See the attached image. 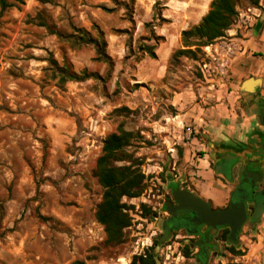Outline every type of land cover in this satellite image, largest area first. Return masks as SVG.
<instances>
[{
  "label": "rangeland",
  "instance_id": "1",
  "mask_svg": "<svg viewBox=\"0 0 264 264\" xmlns=\"http://www.w3.org/2000/svg\"><path fill=\"white\" fill-rule=\"evenodd\" d=\"M6 2L5 11L0 6V264H133L149 252L156 264H201L185 233L160 242L172 188L194 189L209 154L206 125L194 116L176 119L171 100L178 95L189 111L197 106L196 115L209 107L216 84L203 67L211 59L206 47L232 43L229 30L260 5L242 1L225 36L190 56L175 55L186 49L182 32L199 25L212 0ZM79 30L100 46L76 44ZM176 36L179 47L167 65L159 64V48ZM65 64L94 76L62 84L58 69ZM163 69L165 76L153 79ZM121 129L133 134L125 150L131 158L114 165L139 170L144 188L138 197H123L131 224L122 243L108 245L96 218L104 193L97 161L104 141ZM225 231L209 264H242L236 252L245 254L246 244L259 239L255 228L247 224L237 246L223 238Z\"/></svg>",
  "mask_w": 264,
  "mask_h": 264
},
{
  "label": "crops",
  "instance_id": "2",
  "mask_svg": "<svg viewBox=\"0 0 264 264\" xmlns=\"http://www.w3.org/2000/svg\"><path fill=\"white\" fill-rule=\"evenodd\" d=\"M259 5L252 7L248 24L240 22L236 28L229 30L234 54L227 74L211 78L216 85L210 86L209 107L196 115L197 106L189 111L178 95L171 100V104L179 110L176 119L194 116L196 121L206 125L209 154L201 160V179L191 191L215 209H224L233 192L232 186L225 182L223 173L215 166L216 156L234 154L236 158H248L258 153L257 158H260L261 154L264 155V0ZM239 31L241 35L236 37ZM178 47V36L167 39L159 48V64L167 65ZM156 75L164 77L165 69L153 71V79ZM249 79L256 82L252 91H244L243 83ZM255 230L259 239L246 244L248 250L239 258L242 264H264V213Z\"/></svg>",
  "mask_w": 264,
  "mask_h": 264
},
{
  "label": "trees",
  "instance_id": "3",
  "mask_svg": "<svg viewBox=\"0 0 264 264\" xmlns=\"http://www.w3.org/2000/svg\"><path fill=\"white\" fill-rule=\"evenodd\" d=\"M244 0H212L210 10L202 18L198 26L182 32V41L186 49L178 50L175 55H190L196 56L201 53V48L212 44L214 41L225 36L226 32L231 29L238 15L237 7ZM254 5L259 4V0H250ZM49 2V1H47ZM1 10L5 11L10 5L6 0H0ZM41 26L48 29L49 25L42 19ZM81 35L75 39L76 44L82 43H99L93 39L85 31L79 30ZM195 47V50L192 48ZM102 52V51H101ZM146 52L152 58H156L154 47H146ZM103 53H100L99 57ZM51 66L59 68L58 63L53 59H49ZM60 72L59 80L62 84L68 81H85L93 74H77L70 69L69 65L58 69ZM133 134L124 130H119L117 133L111 134L103 145V154L97 161V176L99 182L104 189L102 201L99 204L96 212L97 221L105 227L107 235L106 243L108 245H118L123 242L124 229L130 226L131 220L127 213L124 212L125 205L122 203L123 197H138L144 188V175L137 169L130 166L118 167L116 162H123L131 158L126 153V148L131 145ZM147 213L150 211L147 210ZM155 215V214H154ZM153 215V216H154ZM229 230L224 232L223 238L229 237ZM158 244V242H157ZM237 255L244 253L236 252ZM189 254V250H187ZM156 264L153 253L149 252L144 257H139L134 260L133 264ZM73 264H84L83 262H75Z\"/></svg>",
  "mask_w": 264,
  "mask_h": 264
},
{
  "label": "flooded vegetation",
  "instance_id": "4",
  "mask_svg": "<svg viewBox=\"0 0 264 264\" xmlns=\"http://www.w3.org/2000/svg\"><path fill=\"white\" fill-rule=\"evenodd\" d=\"M258 155V153H254L248 158H234L236 157L234 154H218L215 158V166L222 165L224 167V170H222L221 173H224L223 175L226 183L233 188L231 199L225 208H228L233 201L240 202L242 198H245L244 203L246 206L247 221L243 225L241 232L247 224H249L251 228H255L260 222L262 217L257 220L253 219L259 209L258 205L260 203L263 205L264 213V197L259 196V194L264 192V155L261 154L260 158H257ZM253 156L256 158L253 159ZM174 189L181 190L175 185V187L172 188V194ZM239 190L242 192L238 193ZM169 202H171L173 206H176L174 200ZM165 211H167L166 204ZM194 217V213L179 214L178 217L175 218H172L169 214L163 222V228H165V224L168 223L171 227L172 235H175L178 232L185 233L186 236H184V238L191 239L193 245L196 246V249L198 250L197 259L199 263L209 264L211 254L220 248V243H223L221 241L219 243V240L217 239L218 235L224 230H229V232H231V229L228 226L219 227L214 232L210 227L199 226L192 223ZM206 234H209L208 240L205 237Z\"/></svg>",
  "mask_w": 264,
  "mask_h": 264
},
{
  "label": "water",
  "instance_id": "5",
  "mask_svg": "<svg viewBox=\"0 0 264 264\" xmlns=\"http://www.w3.org/2000/svg\"><path fill=\"white\" fill-rule=\"evenodd\" d=\"M254 82L256 81H253L252 79L245 81L243 83L242 89L244 91H252V87L255 84ZM219 167L220 165H218V168ZM240 192L242 191L239 190L238 193ZM172 195L174 202H176V206H173L169 201L166 202L167 212L172 216V218L178 217L179 214L194 213L195 217L193 218V222L196 225L210 227L214 232L219 227L228 226L231 229L229 242L237 245L238 236L243 225L247 221L246 206L244 203L245 198H242L240 202L233 201L228 208L216 210L209 202L202 199L195 192L189 191L187 189H174ZM259 196L264 197V192L259 194ZM258 206L259 209L253 217L254 220L259 219L263 213L262 203H260ZM171 236V227L168 223H166L160 242L163 243L169 240ZM205 237L208 240L209 234H206Z\"/></svg>",
  "mask_w": 264,
  "mask_h": 264
},
{
  "label": "built area",
  "instance_id": "6",
  "mask_svg": "<svg viewBox=\"0 0 264 264\" xmlns=\"http://www.w3.org/2000/svg\"><path fill=\"white\" fill-rule=\"evenodd\" d=\"M251 13L252 8H249L242 14L240 22L248 24L250 22ZM206 51L211 59L210 62L204 63L203 67L207 71L209 78L225 76L227 74L230 59L234 54V45L232 43H223L221 46L216 45L215 48L211 45L206 47ZM219 53L225 54V57L219 59L217 56ZM188 131L192 132V129L188 128Z\"/></svg>",
  "mask_w": 264,
  "mask_h": 264
},
{
  "label": "bare ground",
  "instance_id": "7",
  "mask_svg": "<svg viewBox=\"0 0 264 264\" xmlns=\"http://www.w3.org/2000/svg\"><path fill=\"white\" fill-rule=\"evenodd\" d=\"M219 169L222 171V170H224V167L221 165L220 167H219ZM221 171H219V172H221ZM244 190V189H243ZM245 192V191H244Z\"/></svg>",
  "mask_w": 264,
  "mask_h": 264
}]
</instances>
